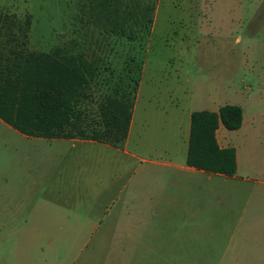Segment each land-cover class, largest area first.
I'll use <instances>...</instances> for the list:
<instances>
[{
    "label": "rangeland",
    "instance_id": "obj_1",
    "mask_svg": "<svg viewBox=\"0 0 264 264\" xmlns=\"http://www.w3.org/2000/svg\"><path fill=\"white\" fill-rule=\"evenodd\" d=\"M0 9L28 17L30 50L59 49L90 80L89 122L107 95L134 111L118 147L25 136L0 119V264H264V0ZM231 102L245 123L221 139L237 172L181 169L190 114Z\"/></svg>",
    "mask_w": 264,
    "mask_h": 264
},
{
    "label": "trees",
    "instance_id": "obj_2",
    "mask_svg": "<svg viewBox=\"0 0 264 264\" xmlns=\"http://www.w3.org/2000/svg\"><path fill=\"white\" fill-rule=\"evenodd\" d=\"M29 32L28 17L16 22L0 9V119L28 136L121 145L132 119L129 104L104 96L97 103L99 119L89 122L90 80L64 62L59 49L30 50ZM220 123L230 130L241 128L243 108L227 103L218 111L192 112L186 163L233 175L237 171L236 150L219 146L216 130Z\"/></svg>",
    "mask_w": 264,
    "mask_h": 264
},
{
    "label": "crops",
    "instance_id": "obj_3",
    "mask_svg": "<svg viewBox=\"0 0 264 264\" xmlns=\"http://www.w3.org/2000/svg\"><path fill=\"white\" fill-rule=\"evenodd\" d=\"M231 104H237V103H234V102H231ZM221 107V106H220ZM219 107V108H220ZM132 108V107H131ZM218 108V110H219ZM216 110V111H218ZM192 114V113H191ZM191 114H190V126H189V132H188V142H189V136H190V128H191ZM2 120V119H1ZM133 120H134V111L132 109V119H131V123H130V127H129V131H128V135H127V138L124 142H127L130 135H131V131H132V125H133ZM3 121V120H2ZM251 122V125H254L255 123H258L259 121L261 120H258L256 118H251L250 120ZM264 121V119H263ZM4 122V121H3ZM6 123V122H5ZM245 121H244V117H243V124L242 126L244 125ZM264 123V122H263ZM7 124V123H6ZM9 125V124H7ZM10 126V125H9ZM222 126L223 124L220 123L219 124V127L217 128L216 130V138H217V141L219 143V146L222 147V148H226V147H234V146H227V145H224L222 143V139H221V132H222ZM241 126V127H242ZM11 127V126H10ZM13 128V127H12ZM16 130V129H15ZM230 130V129H229ZM236 130V129H235ZM25 135V134H23ZM25 136H28V135H25ZM34 137H39V136H34ZM43 138H47V137H43ZM47 139H71L73 141H84L86 143H104V144H107V145H110V146H113L109 143H105V142H100V141H97V140H93V139H82V138H47ZM123 142V143H124ZM113 147H118V146H113ZM235 148V147H234ZM187 150H188V145H187ZM187 150H186V157H185V163H186V158H187ZM236 150V148H235ZM236 159H237V150H236ZM181 169H184V170H187L189 173H206L208 176L209 179H212V175H227V174H221V173H216V172H210V171H206V170H203V169H197L195 167H192V166H189L187 165V163L185 165H181L180 167ZM237 169H238V160H237ZM237 172V171H236ZM234 175V174H233ZM230 176V175H228ZM181 184V183H180Z\"/></svg>",
    "mask_w": 264,
    "mask_h": 264
}]
</instances>
